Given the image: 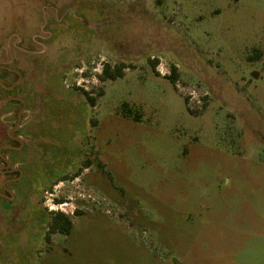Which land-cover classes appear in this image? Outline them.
Listing matches in <instances>:
<instances>
[{
    "label": "rangeland",
    "instance_id": "obj_1",
    "mask_svg": "<svg viewBox=\"0 0 264 264\" xmlns=\"http://www.w3.org/2000/svg\"><path fill=\"white\" fill-rule=\"evenodd\" d=\"M0 36V264H264V0H0Z\"/></svg>",
    "mask_w": 264,
    "mask_h": 264
},
{
    "label": "trees",
    "instance_id": "obj_2",
    "mask_svg": "<svg viewBox=\"0 0 264 264\" xmlns=\"http://www.w3.org/2000/svg\"><path fill=\"white\" fill-rule=\"evenodd\" d=\"M154 70H156L158 61L152 62ZM130 66L126 63H120L113 66L112 64H105L103 67L102 74L99 76L100 80L105 82L108 80L116 81L120 78H124L125 70L128 69ZM170 79L175 84L178 79L177 69L175 67L172 68V74ZM85 95L92 106L96 105V99L91 95L90 92H85ZM100 95H103L101 92ZM188 102V99L186 100ZM123 111L126 117H134L137 121H139V116L134 114L133 109L130 107L128 103H125L123 106ZM59 203H63V200H57ZM74 223L72 219L62 213L57 212L53 213L51 217V222L49 225V232H48V239L54 234L61 233L64 235H70L73 230Z\"/></svg>",
    "mask_w": 264,
    "mask_h": 264
},
{
    "label": "flooded vegetation",
    "instance_id": "obj_3",
    "mask_svg": "<svg viewBox=\"0 0 264 264\" xmlns=\"http://www.w3.org/2000/svg\"><path fill=\"white\" fill-rule=\"evenodd\" d=\"M0 37H2V36H0ZM9 40V39H8ZM8 40H6V44L5 45H2V43H0V56H5V58H6V61L5 62H0V72H6V73H10V74H15V75H18V79H17V82L16 83H14V85H12L11 87H6V88H8V89H14L15 88V86L17 85V83L19 82V81H21L22 80V73L19 71V70H17V69H14V68H12L11 66H10V64L12 63V55H13V49L12 48H10L9 47V41ZM0 41H1V39H0ZM4 46V47H3ZM3 48H5V52L3 51L4 49ZM0 85H2V86H4L5 84L0 80ZM5 87V86H4ZM15 100H17L18 102H21L22 104H23V109H22V111L23 110H26V107H25V105H27L26 104V101L24 102L23 100H19V99H15ZM21 111V112H22ZM20 112V113H21ZM24 112V111H23ZM19 113V114H20ZM23 114V113H22ZM19 120V119H18ZM22 121V120H21ZM18 123V122H17ZM21 123V122H20ZM16 126V125H15ZM20 127V124H19V126H18V128ZM12 130V129H11ZM10 130V131H11ZM16 131H14L13 132V134H12V136H10V132H9V137L10 138H12L15 142H17L18 144H19V147L21 148L22 146H23V144H24V142L21 140V139H19V138H16V137H14V133H15ZM22 142H21V141ZM23 143V144H22ZM6 146H8L7 148H4V149H18V148H16V147H13V146H11V145H6ZM3 149V150H4ZM2 153V152H1ZM0 153V154H1ZM5 160V162H6V165L3 167V169H6V171L5 172H8V173H13V172H17V174H19V177L18 178H8V179H6L4 182H3V191L1 192V193H3L4 195H0V196H3V197H6V198H9V199H11L12 198V196L14 195L13 194V192L12 191H10V189L8 188V184H11L12 182H15V181H18V180H20L21 179V177L23 176V170L22 169H20V168H14V169H11V167H12V163L10 162V160H8V159H4ZM9 163H10V165H9Z\"/></svg>",
    "mask_w": 264,
    "mask_h": 264
},
{
    "label": "water",
    "instance_id": "obj_4",
    "mask_svg": "<svg viewBox=\"0 0 264 264\" xmlns=\"http://www.w3.org/2000/svg\"><path fill=\"white\" fill-rule=\"evenodd\" d=\"M258 76V75H257ZM256 76V77H257ZM15 99H19V100H23L22 98H15ZM24 102H25V100H23ZM25 107H26V105H25ZM24 111V110H23ZM23 111L19 114V120H18V123L16 124V126L10 131V136H12V134H13V132L14 131H16L17 129H18V126H19V124H20V122H21V120H22V113H23ZM21 141V140H20ZM22 142V141H21ZM23 144V143H22ZM8 146H2V148L0 149V153L2 152V150H3V148H7ZM9 165H10V163H9ZM0 195H4L3 193H1L0 192Z\"/></svg>",
    "mask_w": 264,
    "mask_h": 264
},
{
    "label": "built area",
    "instance_id": "obj_5",
    "mask_svg": "<svg viewBox=\"0 0 264 264\" xmlns=\"http://www.w3.org/2000/svg\"><path fill=\"white\" fill-rule=\"evenodd\" d=\"M51 210H52V211H56V212H59V211H60L59 208H55V207H53V206H51ZM61 212H62V213H65L66 215H68L67 212H66L65 210H62V208H61Z\"/></svg>",
    "mask_w": 264,
    "mask_h": 264
}]
</instances>
